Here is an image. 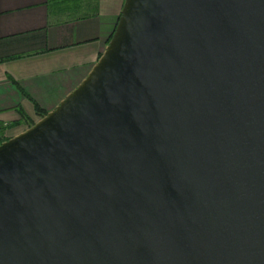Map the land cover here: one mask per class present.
<instances>
[{
  "label": "water",
  "instance_id": "1",
  "mask_svg": "<svg viewBox=\"0 0 264 264\" xmlns=\"http://www.w3.org/2000/svg\"><path fill=\"white\" fill-rule=\"evenodd\" d=\"M0 264H264V0H125L0 144Z\"/></svg>",
  "mask_w": 264,
  "mask_h": 264
},
{
  "label": "crops",
  "instance_id": "2",
  "mask_svg": "<svg viewBox=\"0 0 264 264\" xmlns=\"http://www.w3.org/2000/svg\"><path fill=\"white\" fill-rule=\"evenodd\" d=\"M125 0H0V142L26 131L89 75Z\"/></svg>",
  "mask_w": 264,
  "mask_h": 264
},
{
  "label": "built area",
  "instance_id": "3",
  "mask_svg": "<svg viewBox=\"0 0 264 264\" xmlns=\"http://www.w3.org/2000/svg\"><path fill=\"white\" fill-rule=\"evenodd\" d=\"M6 123H1L0 122V137L2 136L4 129L6 128Z\"/></svg>",
  "mask_w": 264,
  "mask_h": 264
},
{
  "label": "trees",
  "instance_id": "4",
  "mask_svg": "<svg viewBox=\"0 0 264 264\" xmlns=\"http://www.w3.org/2000/svg\"><path fill=\"white\" fill-rule=\"evenodd\" d=\"M40 115H41V117H44L45 115H47V114H45L44 112L43 113H40ZM30 126H31V124H30ZM2 142H0V144H1Z\"/></svg>",
  "mask_w": 264,
  "mask_h": 264
},
{
  "label": "rangeland",
  "instance_id": "5",
  "mask_svg": "<svg viewBox=\"0 0 264 264\" xmlns=\"http://www.w3.org/2000/svg\"><path fill=\"white\" fill-rule=\"evenodd\" d=\"M33 125H34V123H32L31 126H29V128L32 127Z\"/></svg>",
  "mask_w": 264,
  "mask_h": 264
}]
</instances>
